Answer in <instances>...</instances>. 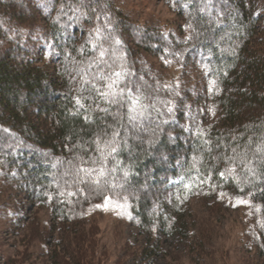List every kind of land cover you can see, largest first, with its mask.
<instances>
[{
    "label": "trees",
    "instance_id": "trees-1",
    "mask_svg": "<svg viewBox=\"0 0 264 264\" xmlns=\"http://www.w3.org/2000/svg\"><path fill=\"white\" fill-rule=\"evenodd\" d=\"M165 2L176 15L172 28L151 18L142 22L113 0L75 15L67 6L79 0H0V215L12 214L11 229L29 237L24 258L35 255L38 241L41 264H107L95 230L78 229L90 209L127 196L132 222L148 239L128 244L114 264L127 258L150 264L166 255L154 241L160 230L184 242L198 264L202 240L190 229L188 206L201 193L215 199L230 193L249 201L245 245L264 264V0ZM101 9L111 21L108 31L121 41L104 42L102 60L93 32L104 20ZM172 65L185 70L189 84L196 73L193 85L203 89L169 81L165 71ZM122 69L112 80L145 105L134 130L126 108L91 91ZM117 113L127 141L115 157L120 170L99 186L84 173L78 179L75 165L97 158L92 141L117 127ZM174 178L179 182L171 185ZM18 201L49 208V227L38 216L27 223L17 214ZM23 256L10 260L22 264Z\"/></svg>",
    "mask_w": 264,
    "mask_h": 264
},
{
    "label": "rangeland",
    "instance_id": "rangeland-1",
    "mask_svg": "<svg viewBox=\"0 0 264 264\" xmlns=\"http://www.w3.org/2000/svg\"><path fill=\"white\" fill-rule=\"evenodd\" d=\"M120 7L138 12L142 17L141 21L153 19L160 21L162 25L172 28L175 13L165 2V0H113ZM171 26V27H170ZM168 79L173 83L182 85L187 82L186 87L203 89V85L197 87L193 85L199 81L196 73L191 74L193 84H189L190 76L184 74L185 70L181 66L172 65L168 70ZM201 81V80H200ZM191 82V81H190ZM179 179H172L171 185H176ZM3 197H0V199ZM246 201L247 203H242ZM19 203V201H18ZM98 209H90L85 225L78 230L83 231L92 227L99 237L100 251L105 252L107 264H114L118 257L126 254L128 244L136 245L148 239V234L138 228L132 222V213L128 203L121 199H106L99 204ZM251 207L249 201L239 198L230 193H223L217 199L201 193L195 197L188 206L187 214L193 223L191 231L197 238L202 240L201 258L198 264H260V258L255 252L248 250L245 245L244 231L245 219L249 216ZM0 215V264H12L10 258L16 261L22 260L24 248L21 235L24 234L22 228L12 230V214H6V210ZM16 213V212H15ZM17 214H20L27 223L38 216L41 227H49L51 221L50 210L47 207L36 208L33 204L25 202L18 205ZM2 216V217H1ZM12 221V222H11ZM18 230V231H17ZM75 235L76 238L80 237ZM37 237V233L35 234ZM28 239V236H25ZM154 241L162 243L166 255L154 256L150 264H197L193 259L195 253L189 252L186 245L176 236H168L160 230L156 233ZM25 239V240H26ZM81 240L82 239H78ZM32 257L23 256L26 260L22 264H41L43 259L38 257L42 251L40 242L35 241ZM193 248L192 250H194ZM165 254V253H164ZM9 257V261L8 258ZM127 264H140V259H126Z\"/></svg>",
    "mask_w": 264,
    "mask_h": 264
},
{
    "label": "snow or ice",
    "instance_id": "snow-or-ice-1",
    "mask_svg": "<svg viewBox=\"0 0 264 264\" xmlns=\"http://www.w3.org/2000/svg\"><path fill=\"white\" fill-rule=\"evenodd\" d=\"M210 2L211 0H209V4ZM95 4L96 7H93V0H89L88 3H85L84 0H79V3L76 7H72L71 5H68L67 7L68 11L75 15L81 9H91L95 12L97 8L100 7L99 0H95ZM207 7L208 4L205 5V8ZM61 11L63 12V8ZM101 13L104 16L102 25L96 27L93 32L95 37L99 38L97 40L96 47L99 49L98 58L102 60L106 55V50L103 47V43L107 42L108 40H114L116 44H120L121 41L117 38H114L111 31H108V29L111 28V21L107 13L103 12V9H101ZM83 14L87 15L86 12ZM64 15H67V13H64ZM94 18L95 20L100 21L101 15H96ZM122 75L123 69L121 71L113 70L111 75H105L104 77H101V87L93 85L91 91L97 94L98 99L104 101L107 104H119L121 107L126 108L127 110L124 113V116H126L127 120L132 126V129L134 130L138 127L136 122L144 116L145 105H143L139 96L131 95L133 89L128 88L127 85H125L124 88H118L116 81L112 80V76H115L119 79ZM104 81L108 82L105 83ZM114 88H117V90L114 91ZM76 104L80 107H83L79 97L76 99ZM97 107H99V105H97ZM100 111L107 114L108 108H100ZM169 111H171V109H169ZM122 118L123 116H121L119 113L114 114V121L117 122V127L108 126V128H105L101 133L97 134L96 139L92 141V144L94 145L92 150L94 153H97L98 156L95 159L89 158L88 160L80 158V163L75 165L78 179H82L80 177V173H84L90 178L89 181H86L87 183L99 186L102 181L104 183H110L111 181L108 179V177H110L113 172L120 170L119 166L121 162L115 160V157L118 156L119 149L122 146L127 145V141L118 130L120 127L118 122ZM85 119L87 120L89 117L85 116ZM164 122L166 123L167 121ZM261 150L262 149L259 148L257 149V151ZM113 161H115L113 167L108 168L107 165L109 163H113ZM220 175L224 176V173H220ZM123 176L126 178L128 176V172L124 171ZM121 187L123 186L121 185ZM123 199L127 201L128 197L123 196ZM241 202L247 203L246 201Z\"/></svg>",
    "mask_w": 264,
    "mask_h": 264
}]
</instances>
